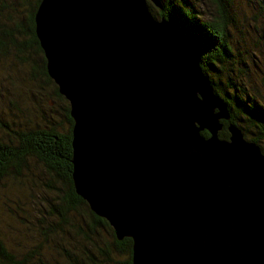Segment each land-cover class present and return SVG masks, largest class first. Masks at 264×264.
Returning a JSON list of instances; mask_svg holds the SVG:
<instances>
[{"label":"water","instance_id":"obj_1","mask_svg":"<svg viewBox=\"0 0 264 264\" xmlns=\"http://www.w3.org/2000/svg\"><path fill=\"white\" fill-rule=\"evenodd\" d=\"M33 23L74 192L131 264H264V155L233 125L218 139L227 110L171 24L145 0H40Z\"/></svg>","mask_w":264,"mask_h":264},{"label":"trees","instance_id":"obj_2","mask_svg":"<svg viewBox=\"0 0 264 264\" xmlns=\"http://www.w3.org/2000/svg\"><path fill=\"white\" fill-rule=\"evenodd\" d=\"M39 1L0 0L1 56L7 53L11 57H16L22 64H26L31 52L35 55H42L34 35L33 23V16ZM158 1L161 9H158L157 16L170 23L179 40L193 52L198 67L213 95L224 104L227 110L228 119L221 121L222 129L218 132V137L226 140L228 138L226 126L233 125L240 130L243 138L257 145L261 154L264 155V96L260 91L251 90L254 87L253 84L242 83L239 81L240 77L235 75H242L244 70L242 66L245 65V62L255 67L256 63L252 59L258 54L254 53L252 48L246 50L242 48L239 51V45L231 40L232 22L234 24L231 17L232 12H230L232 0H210L215 6V15H211L212 17L205 21H202L198 14L196 0ZM263 27L264 25L259 26V31L264 35ZM262 37L260 36L258 39L260 40ZM37 69L39 76L55 86L47 76L44 58L40 59ZM226 73H232L233 77L231 78V75L223 76ZM261 83H263L264 90V80ZM54 93L57 98L61 97L67 103V107L64 109V118L69 125L68 130L65 133H60L51 126L31 127L17 130L11 136L9 132H5L6 129L2 126L1 130L10 138L6 141H2L0 138V182L8 176L20 177L23 170H27L28 160L33 159L49 176L60 180L66 187L59 207L52 208L55 209V212H59L61 216L84 210L90 217V220L85 223L90 232H94L95 228L111 230L106 221L95 216L89 210L87 203L74 192L70 164L72 122L69 117V106L68 102L58 94L56 86ZM200 135L204 138L207 137L205 131L200 132ZM78 229L89 241L84 230ZM110 236L113 253L123 255L125 258L124 261H116L115 264L117 262L118 264H131L130 239L123 238L118 241L112 230ZM98 250L102 259L109 262L110 249L104 247L98 248ZM59 254H63L65 259L69 257L65 250ZM78 257L81 264H101L95 262L91 254L86 255L83 251ZM32 259H35L36 264H44L38 257L32 256V250H26L17 255V253L11 252L0 239V264H33ZM76 260L78 261L77 258Z\"/></svg>","mask_w":264,"mask_h":264},{"label":"rangeland","instance_id":"obj_3","mask_svg":"<svg viewBox=\"0 0 264 264\" xmlns=\"http://www.w3.org/2000/svg\"><path fill=\"white\" fill-rule=\"evenodd\" d=\"M196 1L202 21L215 15V6L210 0ZM145 5L152 19L159 21L158 9L149 0H145ZM231 5L234 21L230 30L232 42L239 45V51L252 48L258 54L252 59L256 63L255 67L245 62L242 75H235L240 77V82L253 84L251 90L260 91L264 96L261 83L264 80V35L259 31V26L264 25V0H232ZM260 36L263 37L259 40ZM41 58L42 55L31 52L26 64H22L7 53L0 55L2 141L10 138L1 130L2 126L11 136L23 128L51 126L60 133H65L69 128L64 118L67 103L61 97L57 98L55 86L37 73ZM224 75L233 77L232 73ZM221 80L224 82L223 77ZM27 165V170H23L20 177L8 176L0 182V239L11 252L19 255L32 250V256L38 257L44 264H81L78 257L81 251L86 255L91 254L94 261L101 264L124 261L123 255L113 253L111 230L95 228L94 232H90L85 225L90 217L84 210L61 216L55 212L52 208L59 207L65 194V185L49 176L33 159L28 160ZM78 228L84 230L89 241ZM104 247L110 249L109 262L102 259L98 250ZM62 250L68 252V258L59 254ZM32 261L36 264L35 259Z\"/></svg>","mask_w":264,"mask_h":264},{"label":"bare ground","instance_id":"obj_4","mask_svg":"<svg viewBox=\"0 0 264 264\" xmlns=\"http://www.w3.org/2000/svg\"><path fill=\"white\" fill-rule=\"evenodd\" d=\"M179 102V101H178Z\"/></svg>","mask_w":264,"mask_h":264}]
</instances>
